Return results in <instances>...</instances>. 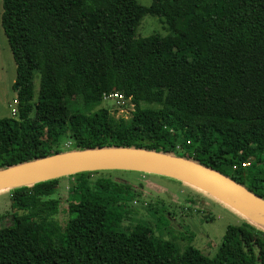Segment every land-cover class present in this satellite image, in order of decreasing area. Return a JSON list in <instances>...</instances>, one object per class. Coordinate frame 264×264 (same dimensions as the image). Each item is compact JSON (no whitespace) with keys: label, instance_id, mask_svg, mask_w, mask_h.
I'll list each match as a JSON object with an SVG mask.
<instances>
[{"label":"trees","instance_id":"trees-1","mask_svg":"<svg viewBox=\"0 0 264 264\" xmlns=\"http://www.w3.org/2000/svg\"><path fill=\"white\" fill-rule=\"evenodd\" d=\"M2 9L17 119H0V169L63 152L54 147L69 132L72 150L188 158L264 199V0H2ZM148 15L171 34L136 38ZM109 92L130 100V119L72 108L73 98L88 106ZM92 173L68 176L64 230L61 178L11 189L24 213L0 228V264H264V230L247 223L213 258L190 247L164 259L150 228L119 230L133 188Z\"/></svg>","mask_w":264,"mask_h":264},{"label":"rangeland","instance_id":"rangeland-1","mask_svg":"<svg viewBox=\"0 0 264 264\" xmlns=\"http://www.w3.org/2000/svg\"><path fill=\"white\" fill-rule=\"evenodd\" d=\"M136 1L143 6H149L151 3V0ZM2 12V0H0V119H17L16 93L12 89L15 64L1 26ZM169 34L171 31L164 19L148 15L141 20L135 37ZM33 85V103H35L39 87V74L36 72L33 76ZM115 94L118 93L109 92L105 98L88 106H84L78 98H73L72 108L84 115L106 109L115 119H130L133 111L130 100L123 96L118 98ZM143 107L155 106L143 104ZM54 148H59L63 152L71 151L70 133L66 132L60 145ZM246 167L253 169V164L248 163ZM97 177L110 178L118 183L129 184L133 188L138 199L133 201L131 213L121 222L119 230L130 233L141 224L150 228L151 239L164 259L170 253L182 254L190 247L198 249L208 258H213L221 246L230 243L235 245L238 239L237 230L242 224L247 223L258 228L242 213L190 182L182 180L176 182L171 180L173 178L160 175L122 170L98 171L91 174V179ZM71 180L69 177L61 178L56 194L60 203L56 220L63 230L69 221L67 195ZM14 213L21 215L24 212L12 208L10 189L0 190V228L11 224ZM168 245L171 246L170 250Z\"/></svg>","mask_w":264,"mask_h":264},{"label":"water","instance_id":"water-1","mask_svg":"<svg viewBox=\"0 0 264 264\" xmlns=\"http://www.w3.org/2000/svg\"><path fill=\"white\" fill-rule=\"evenodd\" d=\"M106 170L154 174L180 182V177H186L207 184L264 215V199L231 178L188 158L139 148L71 150L0 169V189L8 187L11 190L78 173ZM225 203L243 213V210L233 203Z\"/></svg>","mask_w":264,"mask_h":264},{"label":"bare ground","instance_id":"bare-ground-1","mask_svg":"<svg viewBox=\"0 0 264 264\" xmlns=\"http://www.w3.org/2000/svg\"><path fill=\"white\" fill-rule=\"evenodd\" d=\"M181 180L186 181V182H190L192 185H196L197 187H199L203 192L211 195L212 197L218 199L219 201H223V202H231L234 205L240 207L243 210V215L246 216L253 224H255L256 226H258L259 228L264 229V215L255 211L253 208L249 207L248 205L238 201L237 199L230 197L218 190H216L215 188L207 185V184H203L201 182L186 178V177H180ZM198 188V189H199ZM7 188H2L0 190H6Z\"/></svg>","mask_w":264,"mask_h":264},{"label":"built area","instance_id":"built-area-1","mask_svg":"<svg viewBox=\"0 0 264 264\" xmlns=\"http://www.w3.org/2000/svg\"><path fill=\"white\" fill-rule=\"evenodd\" d=\"M115 96H117L118 98H122V95H120V94H115ZM103 98H105V95L103 96ZM176 150H177V151H181V150H183V146L178 144V145L176 146Z\"/></svg>","mask_w":264,"mask_h":264}]
</instances>
